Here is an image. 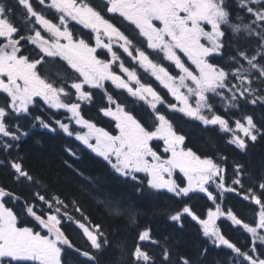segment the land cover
I'll use <instances>...</instances> for the list:
<instances>
[{
  "label": "snow or ice",
  "instance_id": "6c2138e0",
  "mask_svg": "<svg viewBox=\"0 0 264 264\" xmlns=\"http://www.w3.org/2000/svg\"><path fill=\"white\" fill-rule=\"evenodd\" d=\"M38 3L53 9L57 14V22L54 23L36 11L31 0H15V4L25 10L22 22L26 25V31L34 32V35H17L20 28L13 22V6L6 0H0V93L6 94L5 102L0 103V151L7 154L16 147L15 142L27 135L19 123L12 124L10 121L16 117H31L30 106L36 103V98H40L50 108L64 109L71 113V119L76 124L87 128V133H74L69 124L55 121L64 133L68 136L75 135L77 140L103 157L121 176L136 181V173H145L150 189L166 190L177 197H186L189 193L198 191L205 193L214 203L216 196L209 191L210 184L215 183L217 188L228 192L236 190L225 187L222 180L224 169L214 159L201 158L191 149L183 147L185 136L178 134L171 121L156 111L157 103L164 104V99L151 85L141 82L135 69L125 66L113 50V45L116 44L145 71H150L179 102V107L175 104L167 107L198 120L205 126H217L221 133L229 134L228 143L244 150L247 148L245 138L254 142L260 132L252 117L245 116L243 121L236 119L230 123L229 118L213 109L214 102H218L225 113L230 109H239L241 100L251 104L258 101L264 103V0H234L232 5L227 0H104V12L118 14L134 25L138 29L137 35L146 39L148 49L163 53L165 59L174 63L180 72L177 76H173L165 67L150 59L133 39L106 19L88 0H50L48 3L46 0H38ZM245 16L249 21L247 23ZM71 21L95 33V46H90L84 38L74 37L68 28ZM36 25L48 33V38L41 34ZM206 26H210L208 30ZM226 29L237 42L243 35L245 39L255 38L258 44L252 55L237 47L236 55L229 58L232 65L227 69L209 62L208 59L223 54ZM102 36L107 37V43ZM22 40L36 45L44 55L30 60L27 55L21 54ZM62 40L65 43H61ZM202 40L206 43H202ZM98 48L106 49L111 54V60L98 58ZM176 49L188 57L195 69L190 70L185 66ZM45 57L51 59L45 61ZM57 57L66 61L67 66L79 76L73 78L63 72L56 64ZM117 61V67L127 79L112 70V65ZM41 64L45 65L40 70L44 75L37 70V66ZM49 72L52 73L51 77ZM105 81H111L117 88L125 89L140 100L151 97L148 102L155 121L152 129L145 127L131 112L126 111L106 90L108 104L114 105V108L106 107L101 111L116 121L119 135H111L83 118L80 112L81 102L91 103L93 99L91 91L86 90L85 85L89 89H104ZM69 89H74L75 92L72 93ZM258 92L261 94L257 95ZM69 96H74L76 102L62 99ZM192 97H195L194 104ZM33 119L42 128L51 127L39 116ZM153 140L164 142L163 151L170 152V158L161 159L151 145ZM72 155L76 156V153L73 152ZM2 163L4 161L0 160V164ZM8 163L17 180L34 181V177L19 162V158L10 159ZM177 169L187 178V186H181L171 178ZM232 183L243 187L240 166H236V176ZM258 187L261 195H257L251 188L244 195L245 200L251 199L260 205L255 226L244 223L231 211L227 212L234 224L241 225L251 234L253 253L257 251V240L264 246V235L260 234V230H264V182H260ZM35 195L51 211L37 214L34 204H26L25 211L42 229L47 230L46 235H41L30 227L17 226V215L6 206L5 197L10 200L19 197L0 187V264H22L28 261L33 264H67L62 260L66 248L72 249L88 261L95 262L94 255L76 248L59 227L61 216L73 219L67 212L62 213V208H67L68 205L57 196L46 199L38 192ZM73 205L79 212L80 208L75 201ZM106 206L115 216L127 211L111 201ZM185 214L202 226L203 234L213 245L226 246L248 264H264V259L241 251L221 234L215 221L225 213L221 212L219 205L215 211L207 212V219H201L187 206L172 214L170 219L179 222ZM128 219L130 223H135L132 212H128ZM79 227L83 229L93 249L100 251L108 244L100 225L88 227L79 223ZM138 239L153 244L160 243L152 238L150 230L147 229L139 233ZM207 251L206 248L203 249L200 256H205ZM133 256L137 264H155V258L139 245L135 247ZM160 260L161 264H172L167 244L161 246ZM178 264H197V260L179 257Z\"/></svg>",
  "mask_w": 264,
  "mask_h": 264
},
{
  "label": "trees",
  "instance_id": "16d2710c",
  "mask_svg": "<svg viewBox=\"0 0 264 264\" xmlns=\"http://www.w3.org/2000/svg\"><path fill=\"white\" fill-rule=\"evenodd\" d=\"M6 2L13 6V22L20 28L17 35H34V32L26 31V25L22 22L25 10L15 4V0H6ZM88 2L133 39L135 44L149 55L150 59L165 67L170 73L179 75V71L162 55L152 52L146 47L145 39L137 35L138 30L135 27L119 16L105 13L104 4L99 0H88ZM227 2L230 5L234 4V0H227ZM37 9L39 12L43 10L40 6ZM48 15L53 16L52 13ZM247 22L249 21L245 16V23ZM35 27L40 29L39 25ZM70 31L75 37L84 38L89 43L95 39L91 30L80 26L73 25ZM225 41L226 46L223 49V54L210 57L209 62L226 69L232 65L229 58L236 55L237 47L247 50V53L252 55L258 46L255 38L245 39L243 35L238 42L233 40L231 32L227 29ZM116 52L126 67L136 70L142 83L151 85L164 99L165 103L160 104L156 111L164 114L171 121L178 134L185 136L183 147L191 149L201 158L214 159L224 169L222 180L225 187L236 190L232 192L216 191L213 186L209 191L216 196L214 203L204 193L194 192L186 197H177L172 193L155 191L147 186V178L143 175H137L138 180L136 181L130 177H123L112 169L107 161L77 140L75 135L68 136L59 128L55 123L57 120L70 123V129L74 133L80 132L79 128L69 121L68 113L65 110H53L42 100L36 99V103L30 106L31 117H16L10 121L12 124L19 123L27 135L15 142L16 147L9 150L7 154L0 151V160L4 161L0 164V187L19 197L14 200L5 197L6 206L10 207L17 215L19 227H30L36 231L41 229L35 219L25 211L26 204H34L36 206L34 211L37 214H47L51 211L38 200L35 195L38 192L46 199L57 196L68 205L67 208H62V213L67 212L73 219L61 216L59 225L61 231L76 248L88 251L96 258L95 262L88 261L72 249L66 248L62 260H65L67 264H137L133 256L137 245L155 258V264H161V246L164 244H167L170 250L172 264H178L179 257L197 260V264H248L226 246L213 245L211 240L203 234L202 226L187 214L183 215L179 222L172 221L170 216L187 206L198 217L205 219L207 212L214 211L219 205L221 212L227 214L228 211H231L244 223L255 226L258 221L260 205L255 204L251 199L245 200L244 195L250 188L257 195H261L258 184L264 182V103L258 101L256 104H251L241 100L239 109H230L228 113H225L221 105L214 102L213 110L224 115L225 118H229L230 123L236 119L243 121V117L251 116L256 127L260 130L257 139L254 142L246 139L247 148L241 150L228 143L229 134L221 133L217 126H205L200 121L167 107L169 104L177 105L169 91L122 50L118 49ZM21 54L27 55L30 60L38 59L44 55L36 45L27 40L21 41ZM100 57L106 58V55L102 52ZM50 59L45 57V61ZM56 64L69 76L73 78L79 76L67 66L66 61L60 60L59 57L56 58ZM44 67V64L38 65L37 70L40 71ZM245 67H247L246 63ZM115 71H119V69L115 68ZM40 74L44 75V72L40 71ZM49 76H52L51 72H49ZM85 89L91 91L93 97L91 103L81 104L80 110L85 120L112 134L116 133L115 121L105 116L101 111L106 107H114V105L108 104L106 90L117 103L125 107L126 111L131 112L145 127L152 129L155 121L151 106L145 101H137L125 89H119L111 82H106L104 89H89L87 87ZM69 91L75 92L74 89H69ZM260 94L257 93V95ZM5 98L6 94L0 93V103H4ZM62 99L76 102L74 96L62 97ZM36 116L45 120L51 127L42 128L39 122L33 119ZM153 148L157 154H163L161 143L154 142ZM73 152L76 153V156L72 155ZM18 158L24 168L34 177L33 182L15 178L14 170L8 161ZM236 166H240L243 187L232 183L236 176ZM176 178L177 182L184 186L185 179L179 175ZM262 200H264V195H262ZM73 201L80 208L79 212L75 210ZM108 201L119 204L122 210L127 211H124L120 216L112 215L109 207L106 206ZM128 212L135 215L134 224L129 222ZM77 222L88 227L100 225L101 231L107 237L108 244L100 251L93 249ZM217 227L221 234L241 251L264 259V246H261L257 240V251L251 252L253 247L251 234L241 225L234 224L230 219H221L218 221ZM145 229L150 230L152 238L160 243L140 241L139 233ZM205 248L208 250L207 254L201 257L200 253ZM22 264L33 263L22 262Z\"/></svg>",
  "mask_w": 264,
  "mask_h": 264
},
{
  "label": "rangeland",
  "instance_id": "374dc122",
  "mask_svg": "<svg viewBox=\"0 0 264 264\" xmlns=\"http://www.w3.org/2000/svg\"><path fill=\"white\" fill-rule=\"evenodd\" d=\"M46 1H48V2H50V0H46ZM157 23H159V22H157ZM209 27L210 26H206V30H208L209 29ZM48 34V33H47ZM102 39L104 40V42H106L107 43V37H104V36H102ZM61 43H65V41H61ZM202 43H206V41H203L202 40ZM92 46H95V43L92 45ZM113 48H117V49H120L116 44H114L113 45ZM104 50H106V49H101V48H98L97 49V53H96V55L98 56V53L99 52H102V51H104ZM122 50V49H121ZM123 51V50H122ZM153 51H156V50H153ZM157 52H159V51H157ZM176 52H177V55H179L180 56V58H181V60L185 63V66L186 67H189L190 68V70H193V69H195V65H192L191 64V61L188 59V57L185 55V58H184V53H182L179 49H176ZM162 55H163V53H162ZM121 59V58H120ZM209 59V58H208ZM111 60V57L108 59V60H106V61H110ZM122 60V59H121ZM123 61V60H122ZM118 62L119 61H117L116 63H114L113 65H112V70L115 72V67H117V64H118ZM171 62V61H170ZM123 63H124V61H123ZM172 63V62H171ZM172 64H174V63H172ZM139 65V64H138ZM126 66V65H125ZM174 68H175V66H174ZM150 75H151V72L150 71H147ZM117 73V72H116ZM170 73V72H169ZM117 74H119V75H121L124 79H127V77H126V75L124 74V73H122V72H120V70H119V72L117 73ZM170 74H172V73H170ZM137 75L139 76V74L137 73ZM173 76H177V75H174V74H172ZM139 78H140V76H139ZM155 78V77H154ZM141 80V79H140ZM106 82H111V81H105L104 82V84L106 83ZM159 82V81H158ZM160 83V82H159ZM190 83V82H189ZM85 86H87V85H85ZM133 87H135V85L133 84ZM162 87H163V85H162ZM164 88V87H163ZM120 89V88H119ZM122 89V88H121ZM166 89V88H165ZM182 91H186V90H183L182 89ZM170 93V92H169ZM171 94V93H170ZM133 97V96H132ZM135 99H137V101H139L140 99H138L137 97H134ZM172 98L173 99H175L173 96H172ZM36 99H40V98H36ZM192 99V102H193V104H194V101H195V97H192L191 98ZM41 100V99H40ZM151 100V97H148V100H140V101H145V103H147L148 105H150V103L148 102V101H150ZM176 100V99H175ZM177 102V107H179V102L178 101H176ZM82 103H84V102H81V104ZM45 104V103H44ZM45 105H47V104H45ZM160 105V103H157V107ZM48 106V105H47ZM49 107V106H48ZM50 108V107H49ZM114 108V107H113ZM51 109H53V110H64V109H54V108H51ZM66 111V110H65ZM67 112V111H66ZM80 112H81V110H80ZM68 113V119H69V121H71V123H73L74 125H76L78 128H79V130H80V132L79 133H81V134H83V133H87L88 132V129L87 128H85V127H83L82 125H78V124H76V122H75V120L74 119H71V113H69V112H67ZM82 115V114H81ZM110 117V116H109ZM115 121V120H114ZM116 122V121H115ZM66 124H69V126H70V123H66ZM116 124V123H115ZM99 128V127H98ZM105 130V129H104ZM105 131H107V130H105ZM108 132V131H107ZM109 134H111V133H109ZM111 135H119V129L117 128V131H116V133L115 134H111ZM245 139H247V138H245ZM154 142H159V143H161V145H162V152H163V154H158L160 157H161V159H168V158H170V156H171V153L170 152H164L163 151V148L165 147V145H164V142L162 141V140H153L152 142H151V145H152V147H153V143ZM93 143H95V141L93 140ZM154 149V148H153ZM91 150V149H90ZM95 153V152H94ZM96 154V153H95ZM99 156V155H98ZM101 157V156H100ZM103 158V157H102ZM139 174H141V175H144L145 177H147L146 176V174L145 173H136V176L137 175H139ZM177 175H179L180 177H182L183 179H185V186H187V178L183 175V173H181L178 169L177 170H175V172L173 173V176L171 177L173 180H175L176 182H177ZM147 179H148V177H147ZM177 184H178V182H177ZM215 187V189H216V191H218V190H220V191H223V189H219V188H217V186H216V184L215 183H213V184H210L209 186H208V188H209V190H210V188H212V187ZM160 191H166V190H160ZM196 192H198V191H196ZM192 193H194V192H191V193H189V195L190 194H192ZM198 193H201V192H198ZM213 211V210H212ZM215 211V210H214ZM205 219H207V216H206V218ZM221 219H230L228 216H227V214H225V215H222V216H219V217H217V219H216V221H215V223H216V226H217V223H218V221H220ZM231 220V219H230ZM232 221V220H231ZM17 226H18V223H17ZM19 227V226H18ZM218 228V227H217ZM41 235H46L47 234V230L46 229H44V232L43 233H40ZM260 234L261 235H264V230H260Z\"/></svg>",
  "mask_w": 264,
  "mask_h": 264
},
{
  "label": "flooded vegetation",
  "instance_id": "af4514ba",
  "mask_svg": "<svg viewBox=\"0 0 264 264\" xmlns=\"http://www.w3.org/2000/svg\"><path fill=\"white\" fill-rule=\"evenodd\" d=\"M1 39V38H0ZM6 79V78H5Z\"/></svg>",
  "mask_w": 264,
  "mask_h": 264
}]
</instances>
